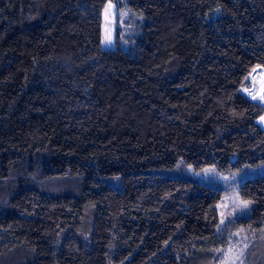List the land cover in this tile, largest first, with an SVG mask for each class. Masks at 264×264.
<instances>
[{
    "label": "trees",
    "instance_id": "obj_1",
    "mask_svg": "<svg viewBox=\"0 0 264 264\" xmlns=\"http://www.w3.org/2000/svg\"><path fill=\"white\" fill-rule=\"evenodd\" d=\"M107 2L143 25L101 47ZM117 2L0 0V264H264V173L220 228L221 191L169 176L264 164V0Z\"/></svg>",
    "mask_w": 264,
    "mask_h": 264
},
{
    "label": "rangeland",
    "instance_id": "obj_2",
    "mask_svg": "<svg viewBox=\"0 0 264 264\" xmlns=\"http://www.w3.org/2000/svg\"><path fill=\"white\" fill-rule=\"evenodd\" d=\"M122 1L123 0H119L117 3L121 4ZM109 5H111V7H109ZM116 5L114 3L107 2L102 8L100 37L101 47H112L115 44L121 45L120 41H122V39H115V30L116 28H121L123 23L132 20L127 26L123 25V28L128 27V30L131 32H139L141 26L143 25V19L135 14L133 15L135 19L133 17L129 18L126 11H122L121 14L117 15ZM250 89V92H247L248 89L246 87L241 88L244 93H249L248 95L256 100H260L263 104L264 69L258 70L256 67L253 69L250 77ZM256 123L261 129H264V112L257 118ZM262 173H264V164L258 166L257 168H244L227 173L217 172L211 166L203 167L198 170H193L190 167L174 168L171 170L169 176L188 178L212 189L221 191V201H223V203L219 202L217 204L219 216L218 227L220 228L225 222L233 221L240 217H248L250 209L249 203L247 200H243L238 196L237 185L246 177ZM225 177L228 179H224ZM245 202H247V207L244 206ZM221 221H223V223H221ZM234 234L235 236L238 235L237 232ZM242 248L243 244L238 240L235 242V245H228L216 264H241L240 254Z\"/></svg>",
    "mask_w": 264,
    "mask_h": 264
},
{
    "label": "snow or ice",
    "instance_id": "obj_3",
    "mask_svg": "<svg viewBox=\"0 0 264 264\" xmlns=\"http://www.w3.org/2000/svg\"><path fill=\"white\" fill-rule=\"evenodd\" d=\"M109 7H111V5H109ZM109 43H110V41H109ZM224 179H228V178L225 177ZM244 206L247 207V202H245ZM221 223H223V221H221Z\"/></svg>",
    "mask_w": 264,
    "mask_h": 264
},
{
    "label": "crops",
    "instance_id": "obj_4",
    "mask_svg": "<svg viewBox=\"0 0 264 264\" xmlns=\"http://www.w3.org/2000/svg\"><path fill=\"white\" fill-rule=\"evenodd\" d=\"M250 90H251V89L249 88V92H250ZM248 94H249V93H248Z\"/></svg>",
    "mask_w": 264,
    "mask_h": 264
},
{
    "label": "water",
    "instance_id": "obj_5",
    "mask_svg": "<svg viewBox=\"0 0 264 264\" xmlns=\"http://www.w3.org/2000/svg\"><path fill=\"white\" fill-rule=\"evenodd\" d=\"M257 68V67H256ZM263 105H264V103H263Z\"/></svg>",
    "mask_w": 264,
    "mask_h": 264
}]
</instances>
